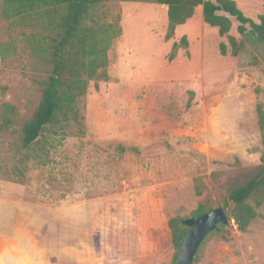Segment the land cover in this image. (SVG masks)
Returning <instances> with one entry per match:
<instances>
[{
    "label": "rangeland",
    "instance_id": "rangeland-1",
    "mask_svg": "<svg viewBox=\"0 0 264 264\" xmlns=\"http://www.w3.org/2000/svg\"><path fill=\"white\" fill-rule=\"evenodd\" d=\"M234 1L254 21L264 14V0ZM95 15L121 28L109 78L97 89L91 81L78 101L82 124L48 127L30 151L20 130L39 97L35 73L21 53L0 64V124L2 103L19 113L0 129V264H170L157 249L167 217L184 218L199 203L229 215V183L260 165L264 65L229 48L222 56L227 40L203 22L201 7L170 40L167 6L110 0ZM6 35L0 16V43ZM183 36L188 48L168 60ZM259 212L245 233L229 218L193 264H264V204Z\"/></svg>",
    "mask_w": 264,
    "mask_h": 264
},
{
    "label": "trees",
    "instance_id": "trees-1",
    "mask_svg": "<svg viewBox=\"0 0 264 264\" xmlns=\"http://www.w3.org/2000/svg\"><path fill=\"white\" fill-rule=\"evenodd\" d=\"M107 1L110 0H0V16L7 24L6 41L0 43V64L14 54L25 55L35 73L34 82L39 87L36 105L21 123L22 149L30 151L38 145L40 137L50 126L62 132L70 122L82 124L78 101L87 94L91 81L95 82L97 89L98 81L108 80V51L121 34V28L117 23H102L95 15V10ZM118 1L167 6L166 40H170L176 28L193 18L196 9L201 7L203 22L216 28L218 35L227 40L228 45L221 43L219 46L222 56L228 54L229 48L232 57L247 53L252 65H264V14L254 21L241 11L234 0ZM231 19L238 23L239 41L229 34ZM17 35L21 38L16 39ZM178 48H188L186 36L179 43H174L168 60L175 57ZM256 114L262 145L260 165L229 183L225 203L231 204L228 216L243 233L260 217L259 210L264 204V179L258 181L264 172V106L260 101L256 105ZM18 116L16 106L2 103L0 129H8ZM34 152L37 162L43 163L48 150L42 146L35 148ZM196 190V194L201 195L199 185ZM211 210L213 208L206 203H199L184 218L178 214L167 217V232L158 236L161 240H158L157 249L170 257V264H175L188 230L182 221L196 219ZM224 229L225 226L220 224L206 239Z\"/></svg>",
    "mask_w": 264,
    "mask_h": 264
},
{
    "label": "water",
    "instance_id": "water-1",
    "mask_svg": "<svg viewBox=\"0 0 264 264\" xmlns=\"http://www.w3.org/2000/svg\"><path fill=\"white\" fill-rule=\"evenodd\" d=\"M264 179V172L258 181ZM230 223L227 211L216 207L198 218H189L182 221L188 228L183 237L175 264H193L197 251L206 237L217 230L220 224L228 226Z\"/></svg>",
    "mask_w": 264,
    "mask_h": 264
}]
</instances>
